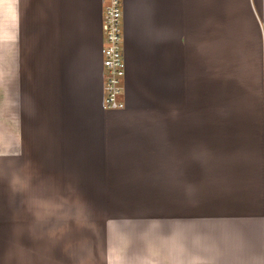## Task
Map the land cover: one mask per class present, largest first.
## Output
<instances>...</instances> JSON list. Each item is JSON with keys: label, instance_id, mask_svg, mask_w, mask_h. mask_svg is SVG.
I'll return each mask as SVG.
<instances>
[{"label": "crops", "instance_id": "crops-1", "mask_svg": "<svg viewBox=\"0 0 264 264\" xmlns=\"http://www.w3.org/2000/svg\"><path fill=\"white\" fill-rule=\"evenodd\" d=\"M0 0V264H264V0Z\"/></svg>", "mask_w": 264, "mask_h": 264}, {"label": "built area", "instance_id": "built-area-1", "mask_svg": "<svg viewBox=\"0 0 264 264\" xmlns=\"http://www.w3.org/2000/svg\"><path fill=\"white\" fill-rule=\"evenodd\" d=\"M103 103L110 108L124 106L120 94L124 89L126 63L123 54L122 0H101ZM207 264V263H204Z\"/></svg>", "mask_w": 264, "mask_h": 264}]
</instances>
